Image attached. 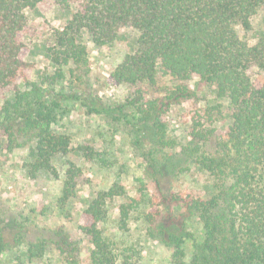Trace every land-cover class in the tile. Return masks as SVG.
<instances>
[{
    "label": "trees",
    "instance_id": "1",
    "mask_svg": "<svg viewBox=\"0 0 264 264\" xmlns=\"http://www.w3.org/2000/svg\"><path fill=\"white\" fill-rule=\"evenodd\" d=\"M56 1L65 9L74 3L77 9L65 26L52 31L45 55L53 70H43L33 80V65L26 59L30 50L25 35L31 29L26 9H40L47 0H0V91H14L0 108V158L6 150L30 144L31 160L25 168L33 178L41 172L58 176L55 158L72 150L86 159L95 158L91 145L72 148V136L55 126L64 115L65 101L79 99L93 111L109 108L102 98L89 99L72 85L67 90L66 71L80 80L85 74L82 68L88 67L87 41L111 49L121 29L132 27L139 32L135 47L114 66L108 81L128 86L126 103L116 108L132 107L139 130L149 131L152 148L146 158L162 193L164 218L185 221L181 225L158 221L157 215L163 212L153 210L155 203L148 197L147 203L153 206L143 215L150 235L173 248L178 264H264V35L251 45L239 33V27L252 29V17L264 7V0ZM165 76L173 84L164 86L161 78ZM195 77L228 102L225 111L230 120L219 130L215 121L223 114L222 104L196 106L187 134L190 146L184 149L176 137L168 136L163 117L175 103L198 102L197 92L189 85ZM167 147L184 149L209 173L215 187L210 197L171 187L162 191L159 176L175 155L165 153ZM66 164L58 198L62 205L75 197L83 179L79 165L71 159ZM124 194L120 183L101 189L81 213L77 228L92 245L91 264H129L132 258L118 261L99 227L107 216L108 201ZM144 195L121 204L122 228L127 227L130 210L145 203ZM187 219H197L201 225L199 239L188 230ZM58 236L30 243L26 252L43 256L53 243L63 253L71 244ZM18 237L14 236V244ZM187 239L194 240L188 261ZM11 246L0 218V259Z\"/></svg>",
    "mask_w": 264,
    "mask_h": 264
},
{
    "label": "rangeland",
    "instance_id": "2",
    "mask_svg": "<svg viewBox=\"0 0 264 264\" xmlns=\"http://www.w3.org/2000/svg\"><path fill=\"white\" fill-rule=\"evenodd\" d=\"M77 5L70 8L61 7L56 0H47L40 9H26L30 30L25 35V41L30 53L26 59L32 63L31 78L37 80L43 70L53 68L46 58V47L52 43V31L65 26ZM240 36L253 45L264 35V7L252 17V29L249 31L239 27ZM139 32L132 27H123L120 38L111 49L98 48L88 40V67L82 68L85 74L77 80L69 70L66 71L67 90L70 85L89 96L102 98L103 104L109 108L106 111H93L91 105L79 99L63 102L64 115L55 126L72 136V148L81 144H89L97 152L95 158L86 159L77 150H72L67 156L59 155L54 160L58 176L41 172L36 178L30 177L25 164L31 160V145L15 147L7 150L0 158V218L4 220V233L12 244L3 252L0 264H91L90 253L92 245L77 228V222L87 202L93 199L101 189H107L115 183L124 185L126 194L118 195L108 201L107 216L99 223L103 236L111 242L118 261L131 256L129 264H178L173 257V248L164 244L159 238L150 235L149 225L143 211L152 208L148 197L153 199V210L163 212L157 215L166 225L176 223L181 225L183 218L171 220L165 217L164 205L161 204V192L156 186V180L148 167L146 152L151 150L149 131L145 133L137 127V112L130 106L123 111L116 108L118 104L126 103L128 86L126 84H111L108 81L111 70L123 57L135 47ZM256 70L252 73L255 76ZM162 84L171 85L170 77H162ZM189 85L197 92L198 102L182 100L170 107L164 115L168 125L167 134L176 137L187 149L190 138L187 136L191 125L192 113L195 107L206 108L208 105L222 104L223 114L215 121V127L223 129L229 123L226 113L228 102L195 77ZM12 89L0 91V108L5 99L12 98ZM100 109V108H99ZM141 135V136H140ZM141 139L139 142L138 139ZM204 148H209L205 146ZM184 149L167 147L164 152L175 154L164 165L159 176L163 192L171 187L173 190H191L201 197H210L214 193V179L208 172L193 162ZM159 157H161L159 155ZM71 159L83 170V179L78 185L75 197L65 205L58 202L63 187L67 160ZM144 195V202L130 210V218L126 228L121 227L120 206L131 202V198ZM188 230L194 237H201V225L197 219L186 220ZM20 234H18L17 233ZM67 239L71 246H65L60 253L56 245L50 243L43 256L31 255L26 252L30 243L38 240ZM19 236L14 244V236ZM14 244V246H13ZM194 240L187 239L185 243V260H189L193 250ZM128 264V263H127Z\"/></svg>",
    "mask_w": 264,
    "mask_h": 264
}]
</instances>
